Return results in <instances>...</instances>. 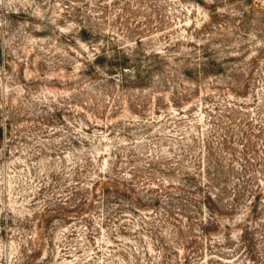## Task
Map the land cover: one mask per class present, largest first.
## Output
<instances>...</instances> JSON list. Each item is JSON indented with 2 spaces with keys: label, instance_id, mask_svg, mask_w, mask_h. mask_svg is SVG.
Masks as SVG:
<instances>
[{
  "label": "rangeland",
  "instance_id": "374dc122",
  "mask_svg": "<svg viewBox=\"0 0 264 264\" xmlns=\"http://www.w3.org/2000/svg\"><path fill=\"white\" fill-rule=\"evenodd\" d=\"M222 6L232 16L204 28L207 9L191 0H0V264H162V234L147 220L163 217L168 195L157 216L127 210L107 222L99 207L79 215L72 205L76 183L86 187L113 165L146 199L162 182H183L186 171L202 183L221 175L223 200L241 206L242 217L261 189L247 236L255 242L252 263L264 264V12H249L239 24L233 15L240 5ZM82 28L106 35L105 41L82 40ZM139 38L142 49L161 53L172 42L159 71L161 88L156 76L146 91H134L79 72L99 42L110 47L119 39L136 49ZM206 44L210 59L224 62L226 71L190 76L187 70L204 61ZM246 86V98L229 90ZM176 89L192 94L185 111L156 115L152 96L170 97ZM135 96L147 103L141 117L127 111ZM45 207L51 216L39 229ZM162 230L168 235L175 228L168 223ZM39 242L41 249L29 256ZM237 254L225 263L241 264Z\"/></svg>",
  "mask_w": 264,
  "mask_h": 264
},
{
  "label": "trees",
  "instance_id": "16d2710c",
  "mask_svg": "<svg viewBox=\"0 0 264 264\" xmlns=\"http://www.w3.org/2000/svg\"><path fill=\"white\" fill-rule=\"evenodd\" d=\"M191 1H196L203 8L207 9L209 22L203 25L204 28H207V26L211 28L214 25L221 26L222 20L232 16L222 11L224 8L222 6L223 4L237 3L240 5V10L237 15H233L234 20H238L239 24L244 17L248 16L249 12H255L259 9L264 12V2L262 3V0L261 3L258 2V0ZM81 34L84 35L81 39L85 41H88L89 36H93L94 40L106 38V35L93 31L91 32V30H87L86 28L81 29ZM118 41L119 39L110 41V47L108 42L102 43V41L99 42L97 48L92 47V50H94L93 55L86 58L84 64L85 69H81L79 72L84 75L89 74L91 79L101 78V80H105L106 85L114 84L112 86L114 89H135L134 91H146L147 88L151 87V83L155 84L153 77L156 76L159 80H157L158 84L155 85L161 88L165 84V77H160L159 71L162 70L163 64L168 62V53L170 51L168 47L172 42L166 46V50H164L165 53H161L156 50L148 51L142 49L143 39L141 38L136 40V45H138L136 49H127L126 45H119ZM202 46L204 47L201 55L204 61H202L201 64L195 63L193 65L195 66L193 67L194 69H188L187 71L189 73H186L193 77L199 75L217 77L224 73L226 71L224 62L217 59H210L213 54L212 48H210L208 44ZM1 56L0 50V61L2 58ZM157 59L161 60L159 64L156 63ZM248 82L249 81H247V83ZM193 84L195 85V83ZM246 87L247 90L241 93H237L238 89L232 87H229L231 88L229 90H231L234 95L246 98L249 90V87ZM176 90V93L171 91L173 94H171L170 97L166 95L161 96V93L164 91H159L156 95L152 96V102L157 109L155 110L156 115H159L162 111L165 112L166 115L168 113L172 115L174 113L172 109H176L178 114L185 111L183 106L190 101L186 97L192 96V94L188 90ZM82 94H86L88 98L91 97V93L86 92ZM76 96V94L73 95V98ZM159 97H163V101L159 99ZM182 98H185V100H182ZM138 99V96L133 97V99H128L127 111L133 114V116L141 117L147 103H144L141 99H139L138 102ZM180 99L182 103H179L180 101L178 100ZM255 100L259 102L258 98ZM88 104L89 103L84 102L81 106L87 108ZM91 104L89 106H91ZM169 107H171V110H169ZM111 111L114 113L112 117H116V108L111 109ZM144 119L145 117L139 119V121H144ZM149 119L151 120L150 122L153 123L156 121V119L153 118ZM93 123L95 126H98L96 122ZM111 125L112 124H110V126ZM3 134V127H0V136ZM116 170H119V168L113 165L111 172H100L94 176L93 180L86 187H81V183L78 182L71 188L73 197L72 205L78 209L77 211L82 212L78 213L79 215H83L85 212L90 213L99 207V211L103 215V222H107V220H111L113 216L116 217L117 215H119V217H126L127 210L133 211L134 213L151 211L148 212L149 214L146 216L150 215V217H153L151 216L153 212L156 213L155 216L158 215L156 209L162 203L163 195H168L166 196L165 205L168 204L169 208H164L166 210L163 217L157 218V216L153 217L154 220H147L148 222L152 221V228L158 229L162 234L161 246L163 253L160 259L162 264H191L192 261L197 264H224L227 261L224 260V257L234 254L235 252H238V254L235 256L234 260L243 255L242 260L243 258L244 260L241 264H251L252 261L255 262V242L252 238L247 236V232L251 229L250 223L252 219L258 217L256 213L258 205L255 202L258 201L259 203L262 200L261 189H259L253 200L249 202L252 206L248 208V204L245 205L246 208H248L246 211L247 216L242 217V213L238 212L241 210V206L235 203L226 205V201L223 200L224 191H222V187H220L222 183L221 175L207 179L206 182L203 181L202 183L201 180H197L195 173L192 174L186 171L184 173L183 182H162L158 186L159 189L156 195L151 199H146L136 191L135 185L133 184L134 182L130 179V175L128 176ZM217 185H219V187ZM176 190L177 193H179L172 196L171 194L173 193L171 192ZM220 190L222 193H218ZM83 191H87L88 195H82ZM63 201V203L59 204L66 205L65 203L68 202V199ZM96 204H101V206ZM50 211V208L45 207L40 212L38 222L39 229L45 227L43 218L50 217ZM60 211L59 208V214ZM244 214L245 213H243V216ZM237 219L239 220L236 221ZM230 220H232V222ZM168 223H171L172 228H175V230H171L168 235H165L166 232H162V229L164 226H167ZM224 228L231 229V231L227 232ZM233 229H238V231H232ZM156 240L157 243L154 244L160 246V243H158L160 238ZM233 242L234 245L232 246L231 244ZM42 243L43 242H39L38 246H33V248L30 249L31 254H29V256L35 255V252L41 249ZM169 248L174 251L172 255H170L171 251L168 250ZM240 248L242 249L239 250ZM148 251L149 250H147V252ZM173 256L175 257L173 258ZM254 262L252 264H254Z\"/></svg>",
  "mask_w": 264,
  "mask_h": 264
}]
</instances>
